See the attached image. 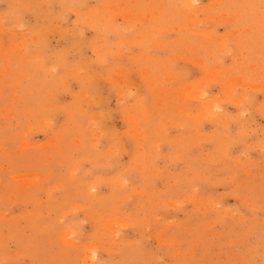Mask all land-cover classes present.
<instances>
[{"label":"rangeland","instance_id":"rangeland-1","mask_svg":"<svg viewBox=\"0 0 264 264\" xmlns=\"http://www.w3.org/2000/svg\"><path fill=\"white\" fill-rule=\"evenodd\" d=\"M0 264H264V0H0Z\"/></svg>","mask_w":264,"mask_h":264}]
</instances>
